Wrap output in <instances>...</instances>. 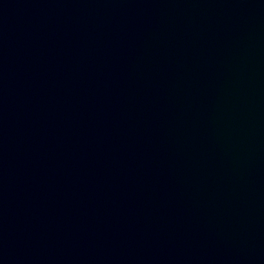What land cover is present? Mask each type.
I'll use <instances>...</instances> for the list:
<instances>
[{"label": "water", "instance_id": "1", "mask_svg": "<svg viewBox=\"0 0 264 264\" xmlns=\"http://www.w3.org/2000/svg\"><path fill=\"white\" fill-rule=\"evenodd\" d=\"M0 264H264V0H0Z\"/></svg>", "mask_w": 264, "mask_h": 264}]
</instances>
